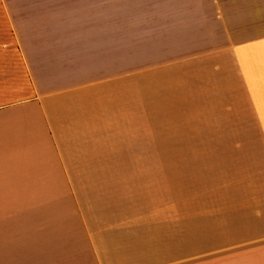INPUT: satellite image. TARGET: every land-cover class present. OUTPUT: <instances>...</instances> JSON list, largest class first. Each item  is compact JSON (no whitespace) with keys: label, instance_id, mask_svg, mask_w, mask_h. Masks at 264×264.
<instances>
[{"label":"crops","instance_id":"obj_1","mask_svg":"<svg viewBox=\"0 0 264 264\" xmlns=\"http://www.w3.org/2000/svg\"><path fill=\"white\" fill-rule=\"evenodd\" d=\"M18 1L0 0V264L264 246V0H157L132 31L113 3Z\"/></svg>","mask_w":264,"mask_h":264},{"label":"rangeland","instance_id":"obj_2","mask_svg":"<svg viewBox=\"0 0 264 264\" xmlns=\"http://www.w3.org/2000/svg\"><path fill=\"white\" fill-rule=\"evenodd\" d=\"M2 1L3 4H5L6 9L7 6L10 7L13 0ZM22 1L25 2L27 0ZM65 1L66 0H41V2L36 7L31 4V7L29 8L30 13L28 14H46L51 16H66L74 19H79L83 16L88 18V16L92 15L94 12H90L93 7H91V5H89L90 3L86 2V0H67L66 3ZM156 1L157 0H101V7L103 15L105 17H109L108 20H110L112 9L111 3H113V15L114 17H118L119 30L132 31L129 26H132V24L143 25L145 21L144 18L148 15V11L150 10L149 5L155 3ZM54 3H56V5L58 4V7H56L55 9L53 7ZM19 5L20 0L13 3V9H19L20 11L21 9ZM51 9L56 11H53ZM2 15H4V12L0 8V19L2 18ZM20 15H22V13ZM95 15H97V12H95L94 16ZM4 25L5 24L2 22V20H0V37L4 32L5 36L9 39L10 28L8 26L4 28ZM141 31L142 30L135 33H141ZM190 264H264V246L258 249H248L240 252L229 251L220 256L194 261Z\"/></svg>","mask_w":264,"mask_h":264}]
</instances>
